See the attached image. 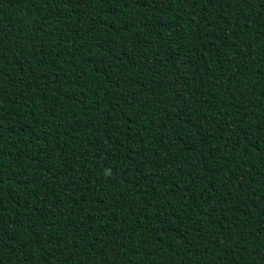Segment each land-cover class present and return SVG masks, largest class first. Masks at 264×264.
<instances>
[{
    "label": "trees",
    "instance_id": "16d2710c",
    "mask_svg": "<svg viewBox=\"0 0 264 264\" xmlns=\"http://www.w3.org/2000/svg\"><path fill=\"white\" fill-rule=\"evenodd\" d=\"M0 264H264V0H0Z\"/></svg>",
    "mask_w": 264,
    "mask_h": 264
}]
</instances>
